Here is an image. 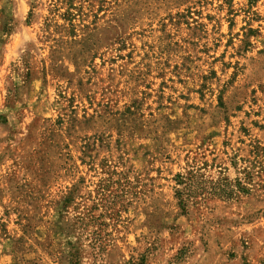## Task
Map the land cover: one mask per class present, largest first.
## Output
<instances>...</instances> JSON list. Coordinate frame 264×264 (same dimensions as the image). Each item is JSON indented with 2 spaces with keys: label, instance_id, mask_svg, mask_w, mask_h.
<instances>
[{
  "label": "rangeland",
  "instance_id": "374dc122",
  "mask_svg": "<svg viewBox=\"0 0 264 264\" xmlns=\"http://www.w3.org/2000/svg\"><path fill=\"white\" fill-rule=\"evenodd\" d=\"M74 248L264 264V0H0V264Z\"/></svg>",
  "mask_w": 264,
  "mask_h": 264
},
{
  "label": "trees",
  "instance_id": "16d2710c",
  "mask_svg": "<svg viewBox=\"0 0 264 264\" xmlns=\"http://www.w3.org/2000/svg\"><path fill=\"white\" fill-rule=\"evenodd\" d=\"M191 180L186 179L182 175L177 176V185L180 187L177 189L176 194L179 199V204L183 211L186 210L187 202L190 200L191 193ZM70 264H80V255L78 249H73V252L70 255Z\"/></svg>",
  "mask_w": 264,
  "mask_h": 264
}]
</instances>
